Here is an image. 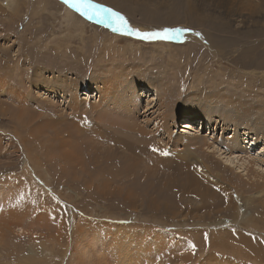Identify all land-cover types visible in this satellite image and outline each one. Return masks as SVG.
Returning a JSON list of instances; mask_svg holds the SVG:
<instances>
[{"label": "rangeland", "instance_id": "1", "mask_svg": "<svg viewBox=\"0 0 264 264\" xmlns=\"http://www.w3.org/2000/svg\"><path fill=\"white\" fill-rule=\"evenodd\" d=\"M29 1L0 0V78L6 93L24 94L22 85H30L23 103L46 107L40 120L52 124L32 138V124L13 122L19 100L0 92V264H264V196L257 209L247 206L256 193L240 200V191L219 180L227 172L203 168L206 157L219 164L224 155L237 156L264 175V0H131L144 4L131 8L117 0H52L61 7L55 9L51 2L45 7L47 0H39L44 9ZM40 70L73 83L75 102L59 86L47 94L31 84ZM124 75L130 100L145 85L146 97L157 91L163 109L171 107L169 131H154L147 145L160 144L163 157L181 166L168 158L155 164L154 157L139 164L133 147L132 157L117 155L114 145L134 143L136 135L119 127L123 112L102 86H125L118 81ZM144 97L136 122L153 131L162 122L159 102ZM53 126L61 134L44 135ZM196 131L215 147L185 140ZM228 137L239 147L231 156ZM59 141L74 146L72 158L67 147L56 150ZM125 165L144 172L118 181ZM233 215L256 220L231 222ZM245 240L254 241L261 258Z\"/></svg>", "mask_w": 264, "mask_h": 264}, {"label": "bare ground", "instance_id": "2", "mask_svg": "<svg viewBox=\"0 0 264 264\" xmlns=\"http://www.w3.org/2000/svg\"><path fill=\"white\" fill-rule=\"evenodd\" d=\"M116 1V0H115ZM243 1V0H242ZM250 1V0H249ZM252 1V0H251ZM255 1V0H254ZM30 2V5L32 6V7H36V9H37V7L38 6H40L42 9H44V5H45V7H48L49 6V4H50V2L54 5V9L55 8H61L58 4H56L54 1H52V0H47V4H42L41 3V1H39V0H34V1H29ZM43 2V1H42ZM117 2H120L121 4H123V5H129V7L131 8V6L133 7V6H135V7H140V5H144V4H141V3H139V2H134V1H131V0H117ZM110 3V2H109ZM113 4V3H112ZM51 7V6H50ZM33 8V9H34ZM245 8V7H244ZM32 9V10H33ZM50 10V9H49ZM52 10V9H51ZM67 10V9H66ZM54 11V10H53ZM60 11H62V10H60ZM258 11V10H257ZM29 12V11H28ZM32 12V11H31ZM38 12V11H37ZM63 12V11H62ZM66 12H68V11H66ZM65 12V13H66ZM246 12H247V10H246ZM256 12V11H255ZM57 13H59V12H57ZM70 13H71V11H70ZM69 13V14H70ZM258 13V12H257ZM31 14V13H30ZM59 14H61V12L59 13ZM72 14V13H71ZM64 15V14H63ZM62 15V16H63ZM59 16V15H58ZM69 15H67V17H68ZM250 16V15H249ZM253 16V15H252ZM61 17V16H60ZM63 17H65L66 18V16H63ZM143 18V17H142ZM30 20V19H29ZM75 20V19H74ZM110 34V33H109ZM128 34H129V32H128ZM33 37V36H32ZM96 40V39H95ZM111 40V39H110ZM107 42V41H106ZM108 42H109V40H108ZM110 43V42H109ZM109 45V44H108ZM114 46V45H113ZM259 49V48H258ZM255 51V50H254ZM100 52V51H99ZM258 52V51H257ZM259 53V52H258ZM106 54V53H105ZM254 53L252 52V55H253ZM260 54V53H259ZM109 56V55H108ZM254 56V55H253ZM80 58V57H79ZM253 58H256V57H252L251 59H252V61L253 60H255V59H253ZM121 59H125V57H121ZM127 59V58H126ZM256 64V63H255ZM124 69H122V71H123ZM17 71V70H16ZM41 71L42 70H40L38 73H35V78L33 79V81H32V83L31 84H33V85H35L36 87H39V86H41L42 88H44V90L43 91H45V92H47V94L49 93V94H54V92L57 90V86H59L62 90H63V92H70L71 94L72 93H74L72 96H71V102H75V100H76V96H75V91H73L74 90V85H73V83H71V85L69 84V82L68 81H66V79L65 78H58V77H56V78H54V79H51L50 80V78H48L47 76H45V74H43V73H41ZM112 72V71H111ZM59 73V72H58ZM124 74V73H123ZM0 76H1V74H0ZM125 76V75H124ZM23 77L24 76H22L21 77V79L24 81V79H23ZM113 77H114V75H113ZM26 79L28 78V77H25ZM44 78L46 79V80H44ZM120 79V80H119ZM118 79V81H121V80H123L124 81V83H125V86H119V85H116L115 87H113L112 88V90H111V87H112V85L111 84H106L105 83V85H103L102 86V90H103V96H106V98L108 97L109 98V100H110V104L112 105V106H120L119 108L121 109V111L123 112V114H118L119 116H120V119L121 120H119L118 121V125H120L119 127H121V125L123 126V128L125 129V130H127V131H129L130 133H132V134H134V135H136V141H134V143H132V141L131 142H129V143H124V142H121V141H119V142H117L115 145H114V148L115 149H117V155L118 154H120L121 156H122V158L123 157H127V156H129V155H127L126 153H124V151H127L128 152V150H129V152L131 153V148L133 147V151L135 150V149H137V152L136 151H134L135 152V154L133 155V156H136V158L138 159L137 160V162H139V164H140V159H144V158H147L148 157V159L150 158V157H154L156 160H155V162L154 161H152V162H154L155 164H156V161H164L165 160V162H166V159L168 158V160H167V162H169V161H173V162H175L177 165H182V162H181V160L180 159H177V158H170L169 159V156L168 157H163L164 155L160 152V151H158L157 150V148L158 149H160V144H158V143H156V142H154V146H150V145H147V143L148 144H150V143H152V141H154L153 140V137H155V136H153V132L155 131V134H157L158 135V133L159 132H161V134H164V133H166L167 131H169V129H170V123H169V121H168V118L170 117V108H169V106H167L166 107V109L164 110L163 109V107L164 106H162L161 104H160V101L162 100V99H160L159 98V94L157 93V91H155V92H151V95L149 96V97H146V95H148V90H147V86H145V85H143V87H141V88H143L144 89V91L142 92L141 91V93H140V91L138 92V95L137 94H135L134 92H132V96H131V98H133L134 100H130L129 99V97H128V94L130 93V90L131 89H128V88H125V87H128V82H127V80H126V76L124 77V79H121V78H119ZM5 81V80H4ZM2 82V79L0 78V92H3V93H5V94H11V95H13L12 97H14L16 100H19L18 102L19 103H21V104H16L18 107H19V113H18V115L17 116H15L14 117V119L17 117V121H13L17 126L18 125H20V126H22V125H24V126H27V125H25V124H32V126L31 127H29V132H31L30 134H32V138H35V135L36 134H38L39 132H41V130H42V132H44L45 130L43 129V128H46V130H47V126L49 125V124H52L50 121L51 120H48L47 118V120L45 121V122H43V121H41L40 119H41V117L44 115L43 113H46V111H45V109H46V107H43L42 105H41V107H39L40 109H39V111L35 108V109H32L31 107H29V106H27L26 104H24L23 102H25V99L27 98V97H31V95L29 94L30 93V90H29V88L31 87L30 85H28V86H26V85H22V90H23V92H24V90L26 91V93H20L19 91H15L14 93L12 92H8V93H6L7 91H4L5 90V88H6V83L4 82V83H1ZM18 88V87H17ZM33 90V89H32ZM75 90H76V88H75ZM145 90H147V91H145ZM180 90V89H179ZM10 91V90H9ZM14 91V90H13ZM32 92V91H31ZM66 92V93H67ZM99 92H101L102 93V91H99ZM33 94H38V93H36L35 91H33L32 92ZM154 93V94H153ZM39 94H41L40 92H39ZM4 95V94H3ZM42 95V94H41ZM143 95H145V97L144 98H147V102L148 103H152V101H155L156 103L157 102H159V107H158V111H159V113H160V115L158 116V119H159V121L161 122V124H159V122H158V125H156L155 126V129H153V131H149V130H147V129H145L144 128V126H140V124H138L136 121H137V117H136V115H138V113H139V109H138V107H137V103L139 102V99L141 100V96H143ZM153 96H155V98L153 97ZM163 96H165V95H163ZM150 97H152V99H150ZM190 98V97H189ZM195 98V97H194ZM105 99V98H104ZM195 101H197V99L195 100ZM167 102V101H166ZM162 103V102H161ZM208 103V102H207ZM15 104V103H14ZM46 104V103H45ZM48 104V103H47ZM2 105V103L0 102V106ZM107 105H109V104H107ZM47 106V105H46ZM48 106L50 107L51 106V104H48ZM171 106V105H170ZM198 106H200V103H199V105ZM107 107V106H106ZM105 107V108H106ZM108 108H109V106H108ZM150 108H152L151 107V105L150 106H147V109H150ZM48 109V108H47ZM17 111V110H16ZM1 112H3L2 111V109H1V111H0V113ZM55 112V111H54ZM172 112V111H171ZM48 114V113H47ZM109 114V113H108ZM103 115H105V114H103ZM47 117H48V115H46ZM45 116V117H46ZM58 116H60V115H58ZM62 116V115H61ZM179 116H181V117H183L181 114H179ZM184 117H187V114H186V116H184ZM44 117H42V119H43ZM104 118V117H103ZM119 118V117H118ZM45 119V118H44ZM53 119V118H52ZM72 119V118H71ZM73 119H75V118H73ZM100 119V118H99ZM115 119H116V121L115 122H117V118L115 117ZM27 122H25V121ZM56 120V119H55ZM134 120V121H133ZM188 120V119H187ZM42 122V124L41 125H39L41 122ZM58 121V120H57ZM56 121V122H57ZM68 121H69V119H68ZM76 121V120H75ZM98 121V120H97ZM58 122H60V120L58 121ZM65 122V121H64ZM71 122H72V120H71ZM99 122V121H98ZM121 122V123H120ZM113 123V122H112ZM77 125V124H76ZM75 125V126H76ZM80 125V124H79ZM179 126H178V128H180L181 126L183 127V130L184 129H186V128H190V123H181V124H178ZM50 126V125H49ZM110 126V125H109ZM62 127H64V126H62ZM94 127V126H93ZM111 127V126H110ZM22 128L23 129H25V127H23L22 126ZM49 128V127H48ZM51 128H53V130H56V129H54V126L53 127H51ZM72 128V127H71ZM75 128V127H74ZM77 128H78V126H77ZM204 126H203V128H202V130H204ZM80 129V128H79ZM97 129V128H96ZM158 129H161V130H158ZM44 130V131H43ZM49 131H50V129H48ZM65 130H66V128H65ZM75 130L76 131H79V133L80 132H82V130L80 131V130H77L76 128H75ZM87 130V129H86ZM94 130V129H93ZM251 128L249 129V130H244V133H250L251 132ZM49 131H46L45 133H44V135H47V136H49L48 134H52L53 136H57V135H59V134H61L60 132H58L57 130L56 131H53V132H49ZM95 131V130H94ZM97 131V130H96ZM260 131H262V132H264L263 131V129H260ZM124 132H126V131H124ZM128 132V133H129ZM183 132V131H182ZM234 132H235V130H234ZM63 133H65V132H63ZM91 133V132H90ZM127 133V134H128ZM198 133H199V131H196L195 132V134L196 135H194L193 134V136L192 135H187V136H192L193 138H185V140H187V142L189 141V142H201L204 146H206L207 148H213V147H215V145H214V143L212 142V141H210L209 139H204L203 137V139H201V138H196L197 137V135H198ZM29 134V135H30ZM94 134H95V132H94ZM97 134V133H96ZM150 134H152V135H150ZM12 137H14V138H16V136L17 135H12V134H10ZM28 135V136H29ZM39 135H40V133H39ZM79 135V134H78ZM93 135V134H92ZM123 135V134H122ZM157 135H156V137H157ZM183 135V134H182ZM263 135V134H262ZM97 136V135H96ZM108 136V135H107ZM117 136V135H116ZM131 136V135H130ZM161 136V135H160ZM184 136V135H183ZM199 136V135H198ZM42 137H44V136H42ZM50 137V136H49ZM150 137V138H149ZM247 137V136H246ZM245 137V138H246ZM263 139H264V136H261ZM19 138V141H21V142H23V137H18ZM117 138V137H116ZM116 138H114V139H116ZM172 138V137H171ZM245 138H243V139H245ZM261 138V139H262ZM17 139V138H16ZM31 139V138H30ZM36 139H38V138H36ZM36 139H33V140H36ZM92 139H93V137H92ZM95 139V138H94ZM119 139V138H118ZM118 139H117V141H118ZM124 139V138H123ZM122 139V140H123ZM51 140V139H50ZM96 140H97V138H96ZM110 140V139H109ZM36 141H38V143H40V141H41V138L39 139V140H36ZM46 142H48L49 143V141H47V140H45ZM44 141V142H45ZM114 141H116V140H114ZM114 141L112 142L113 144H114ZM129 141V140H128ZM138 141V143H136ZM127 142V141H126ZM47 143V144H48ZM68 143V142H67ZM110 143H111V141H110ZM145 143H146V145H145ZM59 145H57V148L59 147V149H56V150H58V151H60V148H66L67 147V149H69V152L66 150V151H64V152H67L68 154H64L65 156H69V158H72L71 157V155L74 153V146L73 145H71V144H66L65 142H61V141H59V143H58ZM139 144H144L146 147H144V146H139ZM189 144H191V143H189ZM223 144L225 145V147H226V149L227 150H229L230 151V155L229 156H231V153L233 152V151H237V149H239V147H238V144H237V141L235 140V137H228L227 138V140H224L223 141ZM264 144V143H263ZM75 145V144H74ZM94 145V144H93ZM138 145V146H137ZM49 146V145H48ZM51 146V145H50ZM76 146V145H75ZM77 146H78V144H77ZM76 146V147H77ZM136 146V147H135ZM148 146H150V147H148ZM264 146V145H263ZM45 147V146H44ZM56 147V146H55ZM149 148H151V149H149ZM156 148V149H155ZM47 149H48V152H49V149L50 150H55V148H53L52 146L51 147H47ZM78 149V148H77ZM154 150V153H152L153 152V150ZM264 149V148H263ZM53 150V151H54ZM64 150V149H63ZM62 151V150H61ZM77 151V150H76ZM132 151V152H133ZM139 151V152H138ZM156 151V152H155ZM247 153H249V149H247ZM99 152V151H98ZM107 152H113L112 154H113V156H114V154L116 155V153H115V150H107ZM128 152V154H130ZM133 152V153H134ZM157 152H159V153H157ZM50 154H51V152H49ZM60 153H58V155H59ZM75 154V153H74ZM73 154V155H74ZM82 154V153H81ZM137 154V155H136ZM131 155V154H130ZM132 155L130 156V157H132ZM150 155V156H149ZM221 155H223V152H222V154H219V156H221ZM61 156V155H60ZM59 156V157H60ZM83 156V155H82ZM61 157H63V156H61ZM129 157V158H130ZM75 158H77L76 156H75ZM154 158H151V160H154ZM235 159H236V162L234 161L235 159H233V160H229V158H228V156H225L224 155V157L222 158V159H225L224 161H223V163H214V159H212V158H209V157H206L205 158V163H206V165L205 166H203V168L204 169H207V170H211V168H214V169H217L218 171H225V172H227V173H225V177H226V181H224L223 179L225 178V177H223L224 176V174L221 176V178H220V175H219V180H220V182L221 183H225V185H227L228 187H229V189L230 190H237V191H240V193H241V196H240V200H243L242 199V197H243V195H242V193H254V195H255V193L257 194V195H255V197L253 196V197H251L250 199H249V201H247L246 202V205L248 206H252V207H256V209H257V207L258 206H255L256 204H258V205H260L259 203H260V201L258 200V198H260L261 196H264V175L263 174H261V173H259V172H257V170L258 169H256V168H254V164H251V162H242V164L240 165V160H238L237 159V156H235L234 157ZM131 159V158H130ZM134 159V158H133ZM71 160V159H70ZM135 160V159H134ZM151 160H149L150 162H151ZM251 160H253V158H251ZM136 161V160H135ZM157 162V163H158ZM164 162V163H165ZM239 162V164H237ZM95 165H97V168L99 167V165H100V163H102L101 161H100V159L98 158V157H95V161L93 162ZM142 163V162H141ZM163 163V164H164ZM91 164V163H90ZM167 164H169V163H166V165ZM246 164V165H245ZM159 165H160V162H159ZM199 165H202V164H199ZM245 165V166H244ZM7 166V165H6ZM101 166V165H100ZM143 166V165H142ZM168 166V165H167ZM172 167L173 165L170 163L169 164V167ZM249 166V167H248ZM125 167H126V170H125ZM101 168V167H100ZM137 168H138V166H137ZM105 168H103V170H104ZM98 170H99V168H98ZM100 170H102V168L100 169ZM100 170H99V172H100ZM211 171H213V170H211ZM126 172V173H125ZM142 172H144L143 170H141V168H138V170L136 169V168H133V167H131V166H124V170H122L118 175H117V177H120L119 178V180L118 181H123V179H122V177L124 178V182H128V181H131V179H132V176L133 175H135V176H140V174H143ZM169 173V172H168ZM131 174H133L132 176H131ZM197 176V175H196ZM200 177V176H199ZM195 178V177H194ZM197 178V177H196ZM199 179V178H198ZM193 180V179H192ZM195 181H196V179H195ZM111 182V181H110ZM117 182V181H116ZM130 183V182H129ZM103 185V184H102ZM224 185V186H225ZM101 186V185H100ZM103 187H106V184H104L103 185ZM227 187V188H228ZM226 188V187H225ZM226 188V189H227ZM233 188V189H232ZM228 191V190H227ZM261 192V195H258L259 193ZM231 193V197H232V195H234V192L232 193V192H230ZM223 194V193H222ZM228 195V194H227ZM203 197V196H202ZM205 198H206V196H205ZM226 198V197H225ZM237 198V197H236ZM207 199V198H206ZM261 199H263V198H261ZM202 200H203V198H202ZM222 200V199H221ZM207 204H206V207H213V205L210 203V201L211 200H204ZM220 201V200H219ZM218 200L217 201H215V200H213L212 201V203L213 204H215V206H221L222 204L219 202ZM181 202V201H180ZM254 202V203H253ZM228 203H230V202H228ZM251 203L254 205H251ZM224 204V203H223ZM237 204V203H236ZM264 206V205H263ZM258 209H260V207L258 208ZM237 210V209H236ZM254 210V209H253ZM263 210H264V207H263ZM219 213H221V211L219 210L218 211ZM218 214V213H217ZM243 218H245V219H243ZM254 217H251L250 218V220H246V217H245V215L243 216V215H239L238 217L237 216H234L233 215V217H232V221L231 222H236V220H239V221H241V222H243V223H247V222H249V223H255V220L253 219ZM242 219V220H241ZM241 224V225H244V224ZM240 224V223H239ZM238 224V225H239ZM202 225V224H201ZM246 228V227H245ZM246 229H248V227L246 228ZM249 230V229H248ZM22 233V232H21ZM251 240V239H250ZM252 242V241H251ZM254 242V241H253ZM253 242L252 243H250V242H248V241H246L245 240V243L249 246V248H250V250H251V254H252V256L253 257H259V258H261V254H263V253H260V248L258 247V246H256L255 245V243L253 244ZM262 242V241H261ZM258 243V242H257ZM237 251H239L240 252V250H238L237 249ZM241 252H243V251H241ZM257 259V258H256Z\"/></svg>", "mask_w": 264, "mask_h": 264}]
</instances>
